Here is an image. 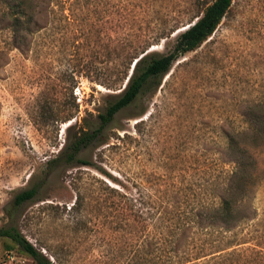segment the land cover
<instances>
[{
	"label": "rangeland",
	"instance_id": "rangeland-1",
	"mask_svg": "<svg viewBox=\"0 0 264 264\" xmlns=\"http://www.w3.org/2000/svg\"><path fill=\"white\" fill-rule=\"evenodd\" d=\"M5 1L0 0V227L16 226L53 264H152L155 255H165L150 253L153 213L174 201L195 209L203 192L211 203L214 183L233 166L227 135L246 126L247 107L264 103V0H233L200 48L180 57L156 89L119 112L101 138L81 151L78 158L93 166L54 162L50 168L47 163L80 131L99 128L98 115L112 100L114 92L85 76V65L92 63L99 75L106 47L118 48L125 38L136 45L156 29L188 22L197 10L186 11L189 0H37L38 32L28 36L31 45L18 46ZM176 36L150 49L167 54ZM46 107L56 121H45ZM253 156L258 185L248 215L254 225L264 220V146ZM39 183L37 197L7 219L4 211L14 195ZM107 186L121 192L108 193ZM77 197L80 206L74 209ZM158 232L165 239V231ZM237 232L234 244L245 241L246 229ZM211 235L199 233L191 245L212 252ZM0 264L34 263L0 240Z\"/></svg>",
	"mask_w": 264,
	"mask_h": 264
},
{
	"label": "trees",
	"instance_id": "trees-1",
	"mask_svg": "<svg viewBox=\"0 0 264 264\" xmlns=\"http://www.w3.org/2000/svg\"><path fill=\"white\" fill-rule=\"evenodd\" d=\"M36 1H5L9 27L18 46L29 43L31 45L33 40L29 41L28 36L38 32L35 30ZM232 1L189 0L186 11L189 13L193 9L197 12L188 22L181 26L175 23L169 29H156L153 34L139 38V43L137 42L136 45L125 43L127 42L125 38L118 48L106 47L104 65L99 75H95L92 63H87L85 76L90 82L114 92L110 95L112 100L108 101L105 111L98 115L99 128L80 131L59 151L55 161H49L47 166L50 168L54 162L93 166L89 161L78 158L81 151L101 138L103 130L114 121L119 112L133 105L146 90L156 89L180 57L200 48L226 16ZM62 4L64 6V3ZM51 13H53L52 8H50ZM122 20L125 22L127 15L123 14ZM183 28L185 29L180 32ZM172 34L177 36L170 52L159 54L150 49ZM143 114H145L144 109L138 116ZM42 115L46 122L57 120L48 107ZM242 116L246 126L240 130L230 131L227 135L225 151L233 166L227 173L219 175L220 181L214 183L213 201L207 203L204 198L206 193L203 192L195 209L182 208L174 201L171 205L153 213V217L156 216L155 234L150 253H165V255L163 257L155 255L152 264H264V227H262L264 220L253 225V219L248 215L252 207L251 193L258 185V168L253 152L264 146V103H255L247 107ZM71 118L73 115L65 117L61 122ZM109 179L112 180L111 177ZM42 186V183H39L15 194L5 208L6 218L8 219L13 211H17L26 202L34 200ZM106 189L108 193L121 192L119 187L116 189L107 186ZM123 198L128 202L134 201L132 196L123 195ZM174 199L175 197L172 198ZM79 206V197H77L72 207L77 209ZM242 228L246 229L242 239L245 241L234 244L233 242L240 236L237 231ZM158 230L165 231V239L160 237L161 233ZM207 232L216 235V240L209 245L212 246L213 251L209 253L204 247L196 249L191 245L195 235L207 234ZM0 240L4 242L6 250L17 248L19 253L29 257L34 264H53L51 258L30 243L13 224L0 227ZM239 245L246 246L241 250L224 253Z\"/></svg>",
	"mask_w": 264,
	"mask_h": 264
},
{
	"label": "water",
	"instance_id": "water-1",
	"mask_svg": "<svg viewBox=\"0 0 264 264\" xmlns=\"http://www.w3.org/2000/svg\"><path fill=\"white\" fill-rule=\"evenodd\" d=\"M184 29H185V28L181 29L180 32L183 31ZM125 83H126V82H125ZM123 87H124V86H123Z\"/></svg>",
	"mask_w": 264,
	"mask_h": 264
}]
</instances>
